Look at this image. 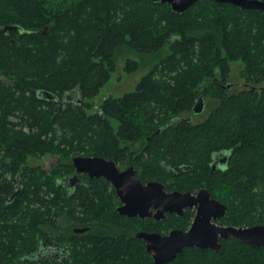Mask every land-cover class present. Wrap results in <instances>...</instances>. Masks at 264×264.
<instances>
[{"label": "trees", "instance_id": "obj_1", "mask_svg": "<svg viewBox=\"0 0 264 264\" xmlns=\"http://www.w3.org/2000/svg\"><path fill=\"white\" fill-rule=\"evenodd\" d=\"M122 50L153 57L133 91L103 99L94 112L88 102L60 110L43 97L94 99ZM234 62L245 84L237 92L223 87ZM138 67L127 59L124 69ZM199 96L215 105L200 122L187 121ZM133 144L152 179L165 181L163 165L189 166L169 188L205 186L226 206L220 224H264V13L208 0L182 14L149 0H0V264L20 262L56 227V209L67 205L54 196L57 180L72 155L118 162L122 146ZM215 152L231 154L225 170L210 173ZM45 156L59 163H28ZM91 189L81 190L78 206L93 219L92 233L63 264H149L145 247L119 234L108 185ZM182 218L154 229L185 228L190 218ZM168 264H264V247L229 238L217 252L186 248Z\"/></svg>", "mask_w": 264, "mask_h": 264}, {"label": "water", "instance_id": "obj_2", "mask_svg": "<svg viewBox=\"0 0 264 264\" xmlns=\"http://www.w3.org/2000/svg\"><path fill=\"white\" fill-rule=\"evenodd\" d=\"M168 4L175 13H184L188 8L203 0H149ZM215 3L229 4L240 10H253L264 13L263 0H208ZM16 29V27H8ZM231 87V84L226 86ZM43 97L52 100L55 96L49 92H43ZM204 98L199 96L192 107V115L201 114L204 110ZM185 117H183V120ZM188 120V118L186 119ZM52 158L49 166L57 165L59 157L45 156ZM72 165L76 172L88 173L89 176H103L110 182L117 194L124 200V206L118 208L120 214L128 216H140L145 218L155 209L154 218L162 220L166 213L182 214L184 208L196 206L197 212L190 229L171 230L167 235L159 233L138 232L136 237L143 239L146 243V252L152 256V264H167L176 259L177 255L185 248L196 247L198 249H211L219 251L221 243L219 240L228 238L234 239L237 243L245 244L253 248L264 247V224L235 227L231 225L219 226L214 222L223 218L226 213V206L216 199H211L207 190H199L195 196L190 192L173 191L167 193L159 181H151L143 185L140 180H131L134 172L129 169L120 173L114 162L102 157H81L71 158ZM43 166V165H42ZM47 167V166H43ZM129 182L131 183L129 185ZM15 195V194H14ZM13 195V196H14ZM214 221V222H212Z\"/></svg>", "mask_w": 264, "mask_h": 264}, {"label": "flooded vegetation", "instance_id": "obj_3", "mask_svg": "<svg viewBox=\"0 0 264 264\" xmlns=\"http://www.w3.org/2000/svg\"><path fill=\"white\" fill-rule=\"evenodd\" d=\"M229 84L226 83V85H223V87L227 88L226 86ZM229 89V88H227ZM231 89V88H230ZM229 89V90H230ZM53 104L56 105L57 108L60 110H65L69 106L73 109L76 107H84L85 103L88 100H82L79 96L76 95H71V96H66V98H60V99H52L49 100ZM78 102V103H76ZM183 120V117L180 118ZM192 115L188 117L187 121L192 122ZM123 152L125 151L124 155L121 156L120 160L118 162H115L110 159H106L102 156L98 155H83V154H76L72 155L69 159V166H68V171L63 172V175L60 179L57 180V184L60 187V190H57L54 194L56 198H65L67 205L63 207V211H60L59 208L56 209V215L53 216V219L55 220V226L52 230L49 231V234L47 235L46 238L39 237L38 238V246L34 252L31 254H27L24 257L21 258L20 262L16 264H42L44 260H50L53 263H65L67 260L71 259L74 254L71 252L72 244L77 241L80 237L92 233L93 225H92V220L91 218L83 215L81 212V208L78 206L79 204V193L81 190H85L89 195L94 193L95 190L91 189L93 186V183L95 182H103L108 185V189L106 191L107 194H110V204H113L112 210H114L116 216L118 217V223H119V230L120 235L126 237L127 241L130 240H135L138 243H141L144 247L146 243L144 242L143 239L137 238L135 235L138 232H145V233H159L161 235H167L171 230H182L184 232L188 231L190 229V226L194 220V217L196 215L197 209L196 206H193L192 208H184L182 214H177L175 212L173 213H166L165 218L162 220H156L154 218L155 214V209L151 210V213L149 216L145 218H141L140 216H128L124 214H120L118 212V208L124 206L125 202L124 200L117 194V191L113 187V185L106 181L103 176L97 177V176H89L88 173L84 172H76V168L72 165L71 163V158L75 156H81V157H102L108 161L114 162L116 168L120 173L124 172L125 170L130 169V172H134V174L131 176L129 179L130 182L131 180H140L143 185H146L148 182L151 181H159L150 178L147 176L139 166H138V157L139 155L142 154L143 151H141V146L139 147L138 144H133L131 148L127 151L124 146L121 148ZM231 154V153H230ZM227 153L224 152H215L210 155L209 158V169L210 173H213L217 170H225L227 164H228V157L230 156ZM50 166L47 165L45 168H49ZM58 168H62V166H57ZM163 171L165 172V181L160 183L163 184L164 186V191L167 193L173 192V191H178V192H190L195 196L196 192L199 190H209L205 186H198L195 187L194 189H187L184 191H179L176 189H170L169 184L173 183L175 180L178 179V176L180 175V172H187L190 171L189 166H181V167H176V168H170L167 167L166 165L161 166ZM20 177H18V184L17 186L20 185ZM129 182V185L131 184ZM2 190V186L0 184V191ZM210 194V192H209ZM211 199H215L211 196ZM108 207V206H107ZM61 208V207H60ZM191 215V217H190ZM176 217H183L182 220H186L187 218H190L189 224L187 227L182 228V227H171L167 231H156L154 229L155 227V222L156 221H170L172 219H175ZM85 218V219H84ZM106 220L105 218H102ZM221 219V218H220ZM217 219L214 222L216 225L219 226H227L219 223V220ZM108 221V220H107ZM142 221V223L140 222ZM142 224V226L139 227V224ZM232 226V225H231ZM52 237V238H51ZM229 239V238H228ZM227 240V239H225ZM234 240V239H233ZM220 243L222 240H219ZM248 246V245H247ZM190 248H195L200 251L204 250H211L209 248L207 249H198L196 247H190ZM186 249V248H185ZM146 250V249H145ZM184 250V249H183ZM182 250V251H183ZM213 251V250H211ZM147 253V252H146ZM148 254V253H147ZM149 255V254H148ZM150 257V263H153V258L151 255ZM176 260V259H175ZM174 260V261H175ZM173 262V261H172ZM170 263V262H169ZM168 264V263H167Z\"/></svg>", "mask_w": 264, "mask_h": 264}, {"label": "rangeland", "instance_id": "obj_4", "mask_svg": "<svg viewBox=\"0 0 264 264\" xmlns=\"http://www.w3.org/2000/svg\"><path fill=\"white\" fill-rule=\"evenodd\" d=\"M153 57L141 55L140 53L122 50L120 53L116 54L114 59L115 68L111 72V76L106 84L100 89L98 95L94 99H90L87 102L92 104L90 112L98 110V106L101 101L110 96L118 97L122 96L127 92H131L135 89L136 84L139 80L147 74L150 65L149 62ZM127 59L135 60L139 63L137 70L127 73L124 69ZM242 64L239 62L231 63L230 66V77L229 84H231L230 91L237 92L245 88L244 81L240 78V70ZM204 110L201 114L192 115V122H200L203 120L209 113L210 109L215 105V101L210 98L204 99ZM185 115V116H184ZM183 117L188 116L189 114H184ZM53 161L52 158L43 157L36 159H29L28 163L30 165H43L47 166Z\"/></svg>", "mask_w": 264, "mask_h": 264}]
</instances>
